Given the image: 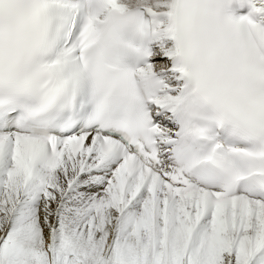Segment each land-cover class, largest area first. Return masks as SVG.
<instances>
[{"label":"snow or ice","instance_id":"6c2138e0","mask_svg":"<svg viewBox=\"0 0 264 264\" xmlns=\"http://www.w3.org/2000/svg\"><path fill=\"white\" fill-rule=\"evenodd\" d=\"M0 264H264V0H0Z\"/></svg>","mask_w":264,"mask_h":264}]
</instances>
